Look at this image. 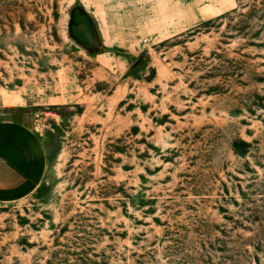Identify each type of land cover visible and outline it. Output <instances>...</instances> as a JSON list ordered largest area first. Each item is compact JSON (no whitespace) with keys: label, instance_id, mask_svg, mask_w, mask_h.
I'll list each match as a JSON object with an SVG mask.
<instances>
[{"label":"rangeland","instance_id":"rangeland-1","mask_svg":"<svg viewBox=\"0 0 264 264\" xmlns=\"http://www.w3.org/2000/svg\"><path fill=\"white\" fill-rule=\"evenodd\" d=\"M3 120L0 264H264V0H0Z\"/></svg>","mask_w":264,"mask_h":264},{"label":"crops","instance_id":"crops-1","mask_svg":"<svg viewBox=\"0 0 264 264\" xmlns=\"http://www.w3.org/2000/svg\"><path fill=\"white\" fill-rule=\"evenodd\" d=\"M46 169L47 149L38 131L15 121H0V202L35 193Z\"/></svg>","mask_w":264,"mask_h":264}]
</instances>
